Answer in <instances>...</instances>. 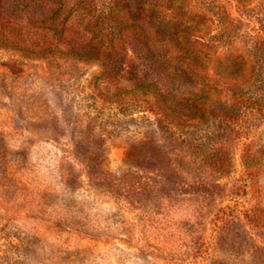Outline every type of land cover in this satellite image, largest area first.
<instances>
[{
	"label": "rangeland",
	"instance_id": "1",
	"mask_svg": "<svg viewBox=\"0 0 264 264\" xmlns=\"http://www.w3.org/2000/svg\"><path fill=\"white\" fill-rule=\"evenodd\" d=\"M0 264H264V0H0Z\"/></svg>",
	"mask_w": 264,
	"mask_h": 264
}]
</instances>
